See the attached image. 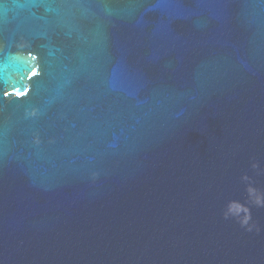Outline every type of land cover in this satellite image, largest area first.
<instances>
[{"label":"water","instance_id":"95a60500","mask_svg":"<svg viewBox=\"0 0 264 264\" xmlns=\"http://www.w3.org/2000/svg\"><path fill=\"white\" fill-rule=\"evenodd\" d=\"M0 264H264V0H0Z\"/></svg>","mask_w":264,"mask_h":264}]
</instances>
